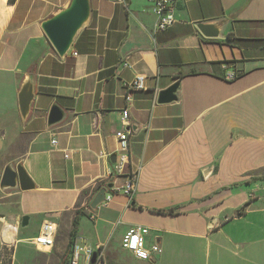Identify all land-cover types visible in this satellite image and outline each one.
I'll list each match as a JSON object with an SVG mask.
<instances>
[{
    "label": "crops",
    "instance_id": "crops-1",
    "mask_svg": "<svg viewBox=\"0 0 264 264\" xmlns=\"http://www.w3.org/2000/svg\"><path fill=\"white\" fill-rule=\"evenodd\" d=\"M69 1L0 0V167L23 164L37 189H0V251L4 241L13 242L15 260L20 244L38 235L39 228L31 237L21 231L23 217L30 218L25 193L32 191L71 198L50 210L54 219L46 218L59 226L54 248L38 251L29 243L47 257L43 264L53 256L68 264L70 244L88 243L81 218L100 228L103 218L89 205L102 188H119L111 157L127 109L125 175L137 173L134 192L114 194L101 211L114 209L126 222L121 251L138 260L121 242L131 226L143 225L150 229L147 246L163 249L152 264L175 242L170 236L191 240L204 258L224 252L264 259V44L258 42L264 40V0H174L177 22L165 32L156 30L152 0H92V20L67 56L72 68L41 28ZM201 22L220 25L221 36L206 38L197 28ZM88 39L94 40L90 53ZM30 73L37 96L24 120L18 95ZM231 73L236 78L227 80ZM140 74L148 77L147 90L127 89ZM178 81V101L158 104L160 91ZM55 104L66 117L50 127ZM86 207L71 236L77 211ZM130 211L146 217L127 220ZM116 249L108 243L110 264H117L109 258Z\"/></svg>",
    "mask_w": 264,
    "mask_h": 264
},
{
    "label": "built area",
    "instance_id": "built-area-1",
    "mask_svg": "<svg viewBox=\"0 0 264 264\" xmlns=\"http://www.w3.org/2000/svg\"><path fill=\"white\" fill-rule=\"evenodd\" d=\"M153 12L157 18L156 30L165 32L170 29L176 22V13L174 9V0H152ZM76 55V54H75ZM124 67H129L125 64ZM234 73L226 75L227 80H234ZM148 77L146 75H137L134 80L125 84V87L131 91H145L148 88ZM127 100H131V96H127ZM123 130L117 132L118 152L117 159L113 164L111 175H123L127 167L130 165V115L127 109L122 112ZM126 183L117 189H113V194L106 193V198L103 206H108L113 198V195L123 192L126 196L131 197L134 192L137 173L132 172ZM59 233V226L56 222L45 219L39 228L38 235L30 240L38 251H51L55 244ZM150 234V229L143 225H133L125 233L122 238L121 246L124 251L132 253V255L142 261H152L157 255L162 254L163 249L160 244H152L147 246L146 238ZM108 244L97 243L90 245L85 239L78 238L72 244L69 251L68 264H110L107 260ZM15 244L10 241H4L0 251V264H6L14 260ZM94 259V261H93Z\"/></svg>",
    "mask_w": 264,
    "mask_h": 264
},
{
    "label": "rangeland",
    "instance_id": "rangeland-1",
    "mask_svg": "<svg viewBox=\"0 0 264 264\" xmlns=\"http://www.w3.org/2000/svg\"><path fill=\"white\" fill-rule=\"evenodd\" d=\"M116 179L117 187H122L126 181L127 177L125 174L114 176ZM37 190V189H35ZM110 194L112 189L107 191ZM28 198L26 202L27 210L30 212V223L26 229H22L24 237L34 236L42 225L43 221L46 218L54 219L53 212L50 211L54 207L59 208L60 206L68 205L71 198L69 196H63L60 193H48V194H39L35 191L25 193ZM128 197V196H127ZM91 207V204L89 205ZM103 204L96 210H92V213L98 216L100 220L103 218V225L100 228H96L94 221L89 216L79 223V230L84 234L90 245H94V242H104L108 244L110 242L117 243V249L114 252V255H109V258L116 262L117 264H152L150 261H138L120 249V235L127 227L126 222L123 217L121 218L120 214L116 216V211L111 209L109 211H104L102 214ZM146 215H142L138 212L130 211L126 214V219H145ZM253 222L255 219L251 217ZM257 219V218H256ZM263 219V218H262ZM251 220H248L250 222ZM106 221L110 223L105 224ZM61 234V233H60ZM23 236V235H22ZM168 237L165 235V239ZM175 242L169 243L165 253L158 259L156 264H264V259L259 260L246 259L238 260L231 257L227 253H220L218 257H215V252L208 258L199 255L200 250L197 251L195 245L189 239H183L179 236H170ZM60 238V237H59ZM102 238L104 240L102 241ZM72 241V240H71ZM97 242V243H98ZM17 251V259L8 262L6 264H43L47 257L44 254L38 253L34 247H32L28 242H23L19 246ZM49 252V251H48ZM14 254L15 249H14ZM14 262V263H13ZM48 264H59L57 256H53Z\"/></svg>",
    "mask_w": 264,
    "mask_h": 264
},
{
    "label": "water",
    "instance_id": "water-1",
    "mask_svg": "<svg viewBox=\"0 0 264 264\" xmlns=\"http://www.w3.org/2000/svg\"><path fill=\"white\" fill-rule=\"evenodd\" d=\"M114 1V0H113ZM93 16L92 0H70L63 8L41 23V28L61 59H66L69 52L76 43L79 35L89 26ZM197 28L206 38H218L221 36V27L217 23H198ZM180 82H176L165 90L160 91L157 99L158 104H171L179 99ZM19 105L21 116L27 120L36 99V79L29 74L19 91ZM65 111L58 104L52 106L48 125L53 127L64 121ZM116 155L111 157L115 163ZM110 185L108 188H112ZM36 188V183L30 176L23 164L7 165L4 169L0 167V189L8 191L20 189L29 191ZM108 188H102L91 202V209H98L105 201ZM30 218L23 217L21 228L29 226ZM94 261V259H93Z\"/></svg>",
    "mask_w": 264,
    "mask_h": 264
},
{
    "label": "trees",
    "instance_id": "trees-1",
    "mask_svg": "<svg viewBox=\"0 0 264 264\" xmlns=\"http://www.w3.org/2000/svg\"><path fill=\"white\" fill-rule=\"evenodd\" d=\"M87 29H85L78 37L76 43L73 45L74 49H77L79 47V42L81 41L82 39V36L83 34L86 32ZM259 43H262L264 44V40H261V41H258ZM85 51L90 53V52H93L94 51V40L93 39H88L87 42H86V48H85ZM66 62L67 64L72 68L73 67V62L69 59V57H66ZM249 204V203H248ZM89 208L86 207V209H81L79 211H77V217L75 218L74 222H73V231L71 233V236H75V233L77 232V224H78V219L79 217L83 214V212L85 213V210H88ZM157 213H160V214H168V215H173L174 214V211L173 210H169V211H163V210H158ZM240 214H242V212H240ZM73 244V243H72ZM72 244H70L72 246ZM70 246V248H71ZM70 251V249H69ZM66 263V258L62 261V264H65Z\"/></svg>",
    "mask_w": 264,
    "mask_h": 264
},
{
    "label": "bare ground",
    "instance_id": "bare-ground-1",
    "mask_svg": "<svg viewBox=\"0 0 264 264\" xmlns=\"http://www.w3.org/2000/svg\"><path fill=\"white\" fill-rule=\"evenodd\" d=\"M11 236V235H10ZM13 236V235H12ZM12 236L11 237H9L10 239H12ZM13 240V239H12ZM49 250L48 249H46L44 252H48Z\"/></svg>",
    "mask_w": 264,
    "mask_h": 264
}]
</instances>
